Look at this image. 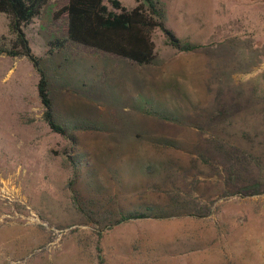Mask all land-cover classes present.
Segmentation results:
<instances>
[{
  "label": "rangeland",
  "instance_id": "374dc122",
  "mask_svg": "<svg viewBox=\"0 0 264 264\" xmlns=\"http://www.w3.org/2000/svg\"><path fill=\"white\" fill-rule=\"evenodd\" d=\"M160 1L202 51L156 29L148 65L71 42L50 52L68 0L28 26L58 120L97 127L70 130L73 144L44 120L32 63L0 54V264H98V244L103 264H264V0Z\"/></svg>",
  "mask_w": 264,
  "mask_h": 264
},
{
  "label": "trees",
  "instance_id": "16d2710c",
  "mask_svg": "<svg viewBox=\"0 0 264 264\" xmlns=\"http://www.w3.org/2000/svg\"><path fill=\"white\" fill-rule=\"evenodd\" d=\"M49 0H0V14L9 18L8 30L11 37L0 41V54L11 57H26L35 68L39 79L37 90L44 107L43 118L53 132L67 136L74 141L70 130H92L96 125L86 122L65 123L58 120L50 88L49 76L42 64V58L35 54L27 34L28 26L40 16ZM135 7L128 9L120 0H111L112 10L104 0H68V3L56 11L55 18L67 16V35L50 42V52L63 50L68 43H75L98 51L113 54L130 60L138 65L151 64L157 56L153 32H164L167 44L180 51L200 52L204 47L180 38L166 22V9L160 0H136ZM146 114L164 120H175L171 114L158 108L144 109ZM80 162L71 156L73 176H77ZM148 211H127L110 222L109 227L133 219L149 218ZM109 214L91 215L101 223ZM110 220V219H109ZM98 264L104 263L101 245L98 244Z\"/></svg>",
  "mask_w": 264,
  "mask_h": 264
}]
</instances>
